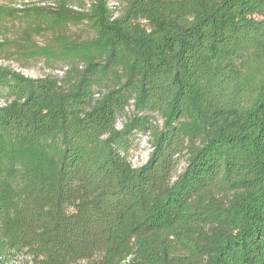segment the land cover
<instances>
[{"label": "trees", "instance_id": "16d2710c", "mask_svg": "<svg viewBox=\"0 0 264 264\" xmlns=\"http://www.w3.org/2000/svg\"><path fill=\"white\" fill-rule=\"evenodd\" d=\"M12 33L63 75L0 66V264H264V0H0Z\"/></svg>", "mask_w": 264, "mask_h": 264}, {"label": "rangeland", "instance_id": "374dc122", "mask_svg": "<svg viewBox=\"0 0 264 264\" xmlns=\"http://www.w3.org/2000/svg\"><path fill=\"white\" fill-rule=\"evenodd\" d=\"M15 1V0H14ZM18 3V2H16ZM69 35L72 38L79 39V40H88L91 38V32L88 26L81 25V26H71L68 29ZM18 33H12L9 36H2L0 38V42H14L19 40ZM35 42L41 44L40 39H35ZM18 52L15 48H8L5 52L0 51V66L6 67L10 66L11 68L24 73L25 75L33 78H40L45 76H58L62 77L63 70L60 67H49L44 62H36V61H25L24 59L18 60L17 57ZM160 121V119H159ZM123 120L118 121L119 129L122 128ZM142 153L140 158L137 160L138 163H143L147 160V155L149 153L145 143L142 144ZM182 168V166H181Z\"/></svg>", "mask_w": 264, "mask_h": 264}]
</instances>
